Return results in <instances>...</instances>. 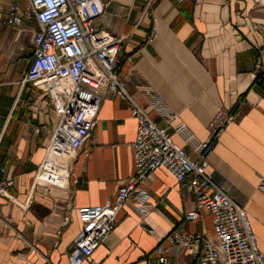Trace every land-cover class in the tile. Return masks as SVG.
<instances>
[{
	"label": "crops",
	"instance_id": "0c3cea01",
	"mask_svg": "<svg viewBox=\"0 0 264 264\" xmlns=\"http://www.w3.org/2000/svg\"><path fill=\"white\" fill-rule=\"evenodd\" d=\"M23 6L26 0H19ZM11 0H0V264H70L82 228L78 208L111 202L133 173L137 121L127 103L107 94L91 134L55 181L36 179L58 120L47 93L24 80L33 52L34 20L5 24ZM98 30L123 36L120 75L137 103L140 87L156 90L199 141L207 139L216 112H234L208 157L206 173L242 204L257 246L264 252V0H102ZM152 37V38H151ZM159 125L163 122L150 113ZM191 158L197 152L173 134ZM149 213L135 198L118 212L114 231L94 251L100 264H155L175 228L212 234L211 214L188 221L193 195L174 176L156 169L147 179ZM194 264L189 250L167 253Z\"/></svg>",
	"mask_w": 264,
	"mask_h": 264
},
{
	"label": "built area",
	"instance_id": "2783aa9c",
	"mask_svg": "<svg viewBox=\"0 0 264 264\" xmlns=\"http://www.w3.org/2000/svg\"><path fill=\"white\" fill-rule=\"evenodd\" d=\"M103 8L102 0H26L25 6L11 0L4 21L12 28L25 20L36 22L34 48L24 80L41 86L58 114L36 172L37 180L53 182L66 175L68 164L89 138L107 94L124 100L137 121L132 143L133 173L120 183L111 202L78 208L82 228L73 240L69 263L100 264L92 255L114 231L117 214L125 203L135 198L138 212L149 213L144 185L161 168L193 195L194 208L184 218L196 221L203 211L210 213L212 234L173 229L166 237L168 247H156L155 264H179L168 257L170 248L177 254L189 250L194 264H264V252L257 246L246 208L206 173L219 134L232 123L235 113L219 109L210 122L207 139L199 141L153 88H139L146 103L140 106L120 75L123 36L96 27ZM260 68L264 70V64ZM152 112L160 117L162 125L151 118ZM173 134L191 143L197 156L191 158L174 141ZM13 183L12 177L1 178L0 195L9 196ZM259 188L264 191L263 179Z\"/></svg>",
	"mask_w": 264,
	"mask_h": 264
},
{
	"label": "trees",
	"instance_id": "16d2710c",
	"mask_svg": "<svg viewBox=\"0 0 264 264\" xmlns=\"http://www.w3.org/2000/svg\"><path fill=\"white\" fill-rule=\"evenodd\" d=\"M263 77H264V72H259L256 79H255V82H259V79L263 78Z\"/></svg>",
	"mask_w": 264,
	"mask_h": 264
}]
</instances>
